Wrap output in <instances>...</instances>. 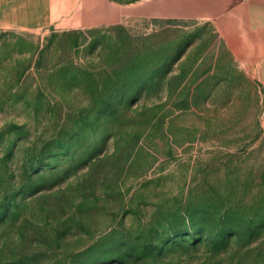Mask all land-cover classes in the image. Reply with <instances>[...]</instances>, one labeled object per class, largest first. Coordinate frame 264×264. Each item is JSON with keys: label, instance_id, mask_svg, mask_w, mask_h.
<instances>
[{"label": "rangeland", "instance_id": "rangeland-1", "mask_svg": "<svg viewBox=\"0 0 264 264\" xmlns=\"http://www.w3.org/2000/svg\"><path fill=\"white\" fill-rule=\"evenodd\" d=\"M91 3L0 0V264H264V71Z\"/></svg>", "mask_w": 264, "mask_h": 264}, {"label": "crops", "instance_id": "crops-1", "mask_svg": "<svg viewBox=\"0 0 264 264\" xmlns=\"http://www.w3.org/2000/svg\"><path fill=\"white\" fill-rule=\"evenodd\" d=\"M72 28L111 24L117 18L200 20L214 25L235 59L246 70L264 71V0H88ZM79 15V14H78Z\"/></svg>", "mask_w": 264, "mask_h": 264}, {"label": "trees", "instance_id": "trees-1", "mask_svg": "<svg viewBox=\"0 0 264 264\" xmlns=\"http://www.w3.org/2000/svg\"><path fill=\"white\" fill-rule=\"evenodd\" d=\"M72 34H74V35H75V33H68L67 35H72ZM4 36H7V35H4Z\"/></svg>", "mask_w": 264, "mask_h": 264}]
</instances>
